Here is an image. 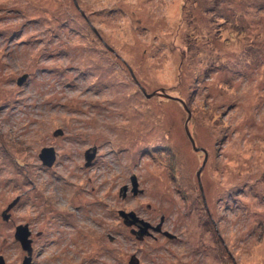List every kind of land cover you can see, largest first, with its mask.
<instances>
[{
    "label": "rangeland",
    "instance_id": "1",
    "mask_svg": "<svg viewBox=\"0 0 264 264\" xmlns=\"http://www.w3.org/2000/svg\"><path fill=\"white\" fill-rule=\"evenodd\" d=\"M20 225L31 264H264V0H0L4 264Z\"/></svg>",
    "mask_w": 264,
    "mask_h": 264
},
{
    "label": "water",
    "instance_id": "2",
    "mask_svg": "<svg viewBox=\"0 0 264 264\" xmlns=\"http://www.w3.org/2000/svg\"><path fill=\"white\" fill-rule=\"evenodd\" d=\"M26 79L23 78L21 80V83ZM152 96V95H149ZM169 97V96H168ZM187 130V134L190 137L193 146L195 147V142L191 136L190 131ZM57 134H61V132L59 131ZM196 148V147H195ZM197 149V148H196ZM92 151V152H90ZM86 153V158H87V165H89L91 163V161L96 157V153H97V148H93L92 150H90ZM205 151V150H204ZM206 153V151H205ZM40 159L42 160L43 164L46 166H52L56 160V154H55V150L52 147H45L43 148L42 152L39 154ZM206 159H207V154H206ZM206 159L205 162L206 163ZM198 175H200V172H198ZM133 180V194H137L139 192L138 190V183H137V179L135 176H133L132 178ZM121 216L125 218V222L127 225H136L137 223H139V230L138 231H132V234L137 235V237L141 240L143 239L146 235H151L149 233V229H153L157 232L161 231L162 228V222H163V218H162V222L160 224H158L157 227H152L150 223L145 222L144 220H139V217H137L135 215L134 212H130V213H126L121 211L120 212ZM166 235H169L168 233H165ZM30 236V231L28 229L27 226L25 225H20L17 227L16 229V234H15V239L17 241L20 242V244L22 245L23 249L25 251L28 252L29 256L25 258L24 263L23 264H31V259H32V254H33V248H32V240L29 238ZM4 259L2 257H0V264H4ZM129 264H141L139 259L136 256H132L129 260Z\"/></svg>",
    "mask_w": 264,
    "mask_h": 264
},
{
    "label": "flooded vegetation",
    "instance_id": "3",
    "mask_svg": "<svg viewBox=\"0 0 264 264\" xmlns=\"http://www.w3.org/2000/svg\"><path fill=\"white\" fill-rule=\"evenodd\" d=\"M165 222V221H164ZM163 226H164V223H163ZM137 227H139V225H137ZM163 228V227H162ZM160 232V235L161 236H167V237H169V235H166L165 233H161L162 231H159ZM150 236H152V235H150ZM171 238V237H170ZM172 239H175V237H172Z\"/></svg>",
    "mask_w": 264,
    "mask_h": 264
},
{
    "label": "trees",
    "instance_id": "4",
    "mask_svg": "<svg viewBox=\"0 0 264 264\" xmlns=\"http://www.w3.org/2000/svg\"><path fill=\"white\" fill-rule=\"evenodd\" d=\"M166 149V148H165ZM172 161V160H171ZM207 216H209L208 214H207Z\"/></svg>",
    "mask_w": 264,
    "mask_h": 264
}]
</instances>
